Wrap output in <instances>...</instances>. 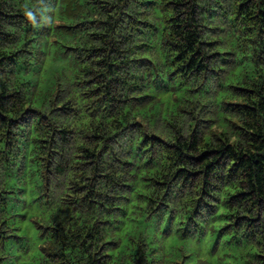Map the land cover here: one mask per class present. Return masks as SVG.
Segmentation results:
<instances>
[{"label":"trees","instance_id":"obj_1","mask_svg":"<svg viewBox=\"0 0 264 264\" xmlns=\"http://www.w3.org/2000/svg\"><path fill=\"white\" fill-rule=\"evenodd\" d=\"M0 264H264V0H0Z\"/></svg>","mask_w":264,"mask_h":264}]
</instances>
